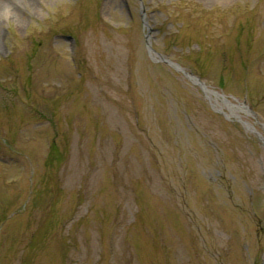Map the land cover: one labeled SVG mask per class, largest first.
Wrapping results in <instances>:
<instances>
[{
  "label": "rangeland",
  "instance_id": "obj_1",
  "mask_svg": "<svg viewBox=\"0 0 264 264\" xmlns=\"http://www.w3.org/2000/svg\"><path fill=\"white\" fill-rule=\"evenodd\" d=\"M7 4L0 264H264V0Z\"/></svg>",
  "mask_w": 264,
  "mask_h": 264
},
{
  "label": "water",
  "instance_id": "obj_2",
  "mask_svg": "<svg viewBox=\"0 0 264 264\" xmlns=\"http://www.w3.org/2000/svg\"><path fill=\"white\" fill-rule=\"evenodd\" d=\"M145 44H146V49H147L148 55H149V57H150L153 61H156V60H155V57H157V58L159 59V60H157V61H160V62H164V63H166L167 65H169L170 67H172L174 70L181 72V73H182V74H183L188 80H191L195 85L199 86V88H200L203 92L207 91V90L205 89L204 84H202L201 82H199V80H198L196 77H194V76H192V75L187 74L186 72H184L183 69H182L181 67H179L177 64L172 63V62H170L169 60H166V59L162 58L161 56L157 55V54L152 50V48H151V44H150V42H149V40H148V36H147V35H146V37H145Z\"/></svg>",
  "mask_w": 264,
  "mask_h": 264
},
{
  "label": "bare ground",
  "instance_id": "obj_3",
  "mask_svg": "<svg viewBox=\"0 0 264 264\" xmlns=\"http://www.w3.org/2000/svg\"><path fill=\"white\" fill-rule=\"evenodd\" d=\"M7 1L8 0H0V11L1 10H8V4H7ZM207 91H205V93H206ZM207 94V97L209 98L210 97V93L209 92H207L206 93ZM232 111H234V109H232ZM233 113V112H232Z\"/></svg>",
  "mask_w": 264,
  "mask_h": 264
},
{
  "label": "clouds",
  "instance_id": "obj_4",
  "mask_svg": "<svg viewBox=\"0 0 264 264\" xmlns=\"http://www.w3.org/2000/svg\"><path fill=\"white\" fill-rule=\"evenodd\" d=\"M14 15V13H12L11 11L5 12L4 13V19L8 22H12L11 21V17Z\"/></svg>",
  "mask_w": 264,
  "mask_h": 264
}]
</instances>
